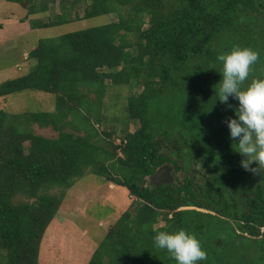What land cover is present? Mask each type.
<instances>
[{
	"label": "trees",
	"instance_id": "trees-1",
	"mask_svg": "<svg viewBox=\"0 0 264 264\" xmlns=\"http://www.w3.org/2000/svg\"><path fill=\"white\" fill-rule=\"evenodd\" d=\"M7 1L20 5L31 2ZM125 5H130L136 18L122 17L119 11ZM253 12L264 21V0H92L84 19L113 13L119 15V20L44 38L31 48L25 59L35 62L33 69L0 83V98L40 91L56 95V108L54 112L18 115L0 110V264H39L41 240L66 190L88 173L126 187L135 197L133 215L126 211L119 218L89 264H174L166 249L161 258L152 237L157 231L186 228L193 222V215H207L180 210L183 207L194 205L211 210L208 189L202 192L188 174L195 173L191 168L195 161H200L207 171L208 165L200 160L199 152L187 163V148L193 140L184 123L155 125L157 120L149 118L148 107L164 94L163 88L174 90L179 81L186 83L189 77L204 84L206 91L214 80L219 82L218 53L241 46L245 36L254 38L257 31L261 42L264 40V30L253 27L254 22H259ZM144 14L150 20L142 31ZM76 20L64 13L41 27ZM130 34L137 37L134 55L130 52L133 44L126 40ZM109 84L139 88L145 85L128 101L130 117L139 121L140 127L135 132H125L119 146L105 141L95 128L101 122L102 99ZM33 124L40 128L52 126L58 137L35 134L30 127ZM66 124L82 132H65ZM114 161L118 167L130 169L132 175L124 180L114 177L110 170ZM165 165L179 172L176 182L145 186L146 178ZM53 187L61 188L62 195L47 194ZM256 193L264 197V187ZM19 194L33 201L16 203ZM252 196L253 193L243 196L246 214L255 208ZM251 214L242 218L247 222L244 227L261 236L264 218L258 221ZM159 217L165 224L154 229L153 223ZM251 222L257 223L250 227Z\"/></svg>",
	"mask_w": 264,
	"mask_h": 264
},
{
	"label": "rangeland",
	"instance_id": "rangeland-1",
	"mask_svg": "<svg viewBox=\"0 0 264 264\" xmlns=\"http://www.w3.org/2000/svg\"><path fill=\"white\" fill-rule=\"evenodd\" d=\"M91 1L45 0L43 6H48V10L37 11L32 17L37 25L42 20L50 23L55 20L56 14L64 13L78 20L49 27L46 29L47 33L39 28L27 33L26 28L23 31L16 27L23 24L18 21L28 14V10L18 3L0 0V22L5 25L4 29L0 30V36L9 37L4 43H0V83L27 73L28 61L24 58V54L34 47L40 38H55L119 20V15L113 13L84 19ZM29 3L31 4L30 1ZM40 4L41 0H37L35 9ZM119 13L124 18H136V13L131 10L130 5L121 6ZM252 15L259 21L254 22L253 27H259L263 31V17L255 12ZM141 18L143 31L148 28L150 17L144 14ZM254 34L258 39L245 36L241 40V47H250L259 53L257 61L251 65L249 75L241 85L242 88L246 87L253 78L264 77V40L261 42L258 31ZM136 39L134 34L126 36V40L133 44L130 48L133 55L136 54L137 49L134 45ZM19 65L21 71L17 69ZM182 83L185 82L179 81L174 90H171V87L163 88L164 94L155 98L149 105L148 115L150 119L157 120L155 125L166 126L168 123H174L179 126L184 123L189 129V137L193 140L187 148L190 155L187 163L194 160L193 155L199 152L200 160H204L208 165L207 171V167L203 169L204 166H201L200 161H195L191 164V168L199 173L198 179L196 178L200 181L196 184L198 189L201 188L202 192L208 189L207 197L210 194L212 196L209 198V207L213 213L194 207L180 209H196L207 214L203 217L191 216L193 222L184 228L199 239L201 247L206 252L205 259L198 261V264H264V234L260 236L246 230L244 226L247 222L242 220L245 216L252 215L251 213L257 220L264 218V197L255 196L257 189L264 187V166L256 165L255 162L250 165L249 170L241 166L242 156L236 152L238 150L234 144L236 141L230 138L229 129L224 123L228 117L234 116V108L238 105V101L229 96L227 102L221 103L218 100V91L215 90L219 88V83L215 80L214 85H207V91L204 89V84L198 82L195 77H189L185 84ZM143 87L145 88V85L139 88L131 87L129 84H109L106 88L102 99L101 122L95 126L96 131L105 141H112L113 145L119 146L125 132H135L139 129L140 122L133 121L130 117L128 101L130 96L141 93ZM90 98H93L92 94ZM55 108L56 95L40 91H25L0 98V110L10 115L25 112H54ZM91 120L93 124L96 123L95 119ZM30 127L37 135L46 138L58 137V132L52 126L40 128L37 124H33ZM63 130L74 132L76 135L82 132L73 130L69 124H66ZM107 133L112 136L108 138ZM25 145L24 149H26ZM112 163H116L115 166L110 165L114 177L124 180L125 177L132 175L130 169L118 167L116 161ZM255 167V172L250 170ZM202 172L204 175L207 174L203 180L200 176ZM146 179L149 182V178ZM251 193L255 208L246 214L243 196ZM47 194L61 196L62 189L53 187L47 191ZM134 200L135 197L130 195L126 187L116 185L101 176L88 173L77 180L72 188L66 190L57 215L43 235L39 264H89L93 254L119 218L126 211L133 215ZM14 201L31 202L33 199H27L25 195L19 194ZM255 223L257 222H251L252 225L249 226L253 227ZM164 224L159 217L157 223L156 221L153 223V228L157 229ZM263 232L264 227L261 228L260 233ZM142 249L144 250V246ZM157 252L165 257L164 249L157 248Z\"/></svg>",
	"mask_w": 264,
	"mask_h": 264
},
{
	"label": "clouds",
	"instance_id": "clouds-1",
	"mask_svg": "<svg viewBox=\"0 0 264 264\" xmlns=\"http://www.w3.org/2000/svg\"><path fill=\"white\" fill-rule=\"evenodd\" d=\"M258 56L256 50L239 45L216 56L221 64L218 100L225 103L232 96L238 101L234 116L224 123L230 138L236 141V152L242 156L240 164L246 170L253 162L264 166V77L253 78L246 87H241ZM250 170L255 172L256 167ZM152 239L155 247L166 249L176 264H198L206 257L199 239L184 228L157 231Z\"/></svg>",
	"mask_w": 264,
	"mask_h": 264
},
{
	"label": "crops",
	"instance_id": "crops-1",
	"mask_svg": "<svg viewBox=\"0 0 264 264\" xmlns=\"http://www.w3.org/2000/svg\"><path fill=\"white\" fill-rule=\"evenodd\" d=\"M45 2V0H41V4L37 7V9H35V5H37V0H31V4L29 3V4H25V5H22L21 4V6L23 7V8H25V9H27L28 10V14L24 17V18H22V19H20L19 21H18V23H23L22 25H20V26H18V27H16V28H18V29H21V30H23L24 31V29L26 28L27 29V33H32V32H34V30L35 29H38L39 28V30H41V31H44V32H46L47 33V30L46 29H48L49 27H45V28H43V27H41L42 25H48L49 24V22H47V21H43L42 20V22H40L39 23V26H35V20H33L32 19V17H34L35 15H36V12L37 11H40V10H42V11H47L48 10V6L47 7H45V6H43V3ZM32 5V6H31ZM33 6H34V8H33ZM31 8H32V10H31ZM30 15H31V18H30ZM57 16H60V15H57L56 14V17ZM5 20V19H4ZM22 20H23V22H22ZM54 21V20H53ZM77 21V20H76ZM51 23V22H50ZM37 24V23H36ZM4 27H5V25H4V23H3V27H2V29H0V30H3L4 29ZM14 29V28H13ZM12 29V30H13ZM16 30V29H15ZM9 38V37H8ZM7 38V36L6 35H1L0 36V43H4V40L6 39H8ZM46 38H49V37H46ZM41 39H44V38H40L38 41H37V43L41 40ZM36 43V44H37ZM35 44V45H36ZM35 47V46H34ZM33 48V47H32ZM27 56V52H25V54H24V58ZM28 61V63L26 64L27 65V72L29 71V70H31V69H33L32 67L35 65V62L34 61H32V60H27ZM30 64H32V66L30 65ZM17 69L20 71L21 70V66L19 65V66H17Z\"/></svg>",
	"mask_w": 264,
	"mask_h": 264
},
{
	"label": "flooded vegetation",
	"instance_id": "flooded-vegetation-1",
	"mask_svg": "<svg viewBox=\"0 0 264 264\" xmlns=\"http://www.w3.org/2000/svg\"><path fill=\"white\" fill-rule=\"evenodd\" d=\"M165 166H168L170 168V174L172 176V181L169 182V183H162V184H156L154 182V178H155V175L157 173V171L159 169H161L162 167H160L159 169H157V171L155 172V174L153 176H148L147 178H149V182H146V185L148 184H154V185H167V184H173L174 182H176V180L179 178V172L175 170V168L173 169L171 165H165ZM195 170V169H194ZM196 173H192V172H189V176L192 177V180H193V183L195 182L196 184L198 182H200L199 180H196V178L199 176V173L197 170H195ZM200 176L202 177L201 180H203L204 178L207 177V174L204 176V172H202V174H200ZM198 179V178H197ZM147 181V180H146ZM188 207H194V208H197V209H200V210H206L208 211L209 213H213L212 210H207L205 208H201V207H197V206H194V205H191V206H188ZM190 210H196V209H190ZM202 212V211H201Z\"/></svg>",
	"mask_w": 264,
	"mask_h": 264
},
{
	"label": "water",
	"instance_id": "water-1",
	"mask_svg": "<svg viewBox=\"0 0 264 264\" xmlns=\"http://www.w3.org/2000/svg\"><path fill=\"white\" fill-rule=\"evenodd\" d=\"M172 181V176L170 174V168L168 166H163L159 169L155 175L154 182L156 184L169 183Z\"/></svg>",
	"mask_w": 264,
	"mask_h": 264
}]
</instances>
